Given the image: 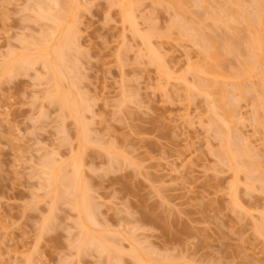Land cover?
Segmentation results:
<instances>
[{
  "label": "rangeland",
  "instance_id": "obj_1",
  "mask_svg": "<svg viewBox=\"0 0 264 264\" xmlns=\"http://www.w3.org/2000/svg\"><path fill=\"white\" fill-rule=\"evenodd\" d=\"M35 1L38 0H0V66L7 60L9 52L25 53V50H32L34 45L48 37L49 34L45 31L52 29L53 23L37 20L39 5L46 0ZM63 1L68 0L60 2ZM82 1L84 5L81 4ZM152 1L146 0L143 6L139 5L141 9H138L142 12L138 10V22L141 35H147V39L151 36L150 41L160 49L166 64L176 68V73H173L176 78L173 76L175 79L169 83L165 82V78L162 80L163 75H159L156 64L155 67L149 63L150 58L146 55L142 38L134 36L128 27L124 28L120 11L116 7L112 8L111 0H79V7L84 10L79 7L76 9L80 18V33L75 40L78 46H72L73 53L69 52L72 56L69 59L72 62L74 59L71 64L76 65L74 68L71 65L74 71L71 70L69 77L73 76L76 86L74 94L77 95L76 91L80 89L78 95L82 93L79 96L82 99L80 112L82 116L86 115L83 118L88 131V144L83 147L76 135L75 122L71 118L64 119L58 105H52L50 99H47L53 87L41 65L26 68L17 76H11L12 78L3 77L0 71V264H137L129 253L126 254V251L133 250L128 246L130 243L136 244L135 250L141 259L152 264H264V237L257 235L260 222H264V184L256 182H264V127L261 129L255 123L258 115L262 114V118L264 117L256 105L260 92L256 90L259 98L256 100L257 96L254 97L253 91V95L249 93L244 98L240 94V98L232 93L234 90H227V95H236L235 100L238 97V101L234 100V108L238 105V109L235 108L236 115H243L244 118L243 123L237 120V123H229V129L236 125L233 132H229L240 135L243 133L241 136L244 139L241 138L245 141L249 139L247 143L251 145L253 152L252 157H247L245 161L260 167L262 165L254 159L260 155L259 160L263 164L262 170L253 166L255 172L249 178L256 177V180L251 183L248 179L251 187L255 183L251 190L245 184V173H241L245 177L240 174L242 178L239 177V183L234 184L236 180L228 167H225L226 164L222 165L221 160L217 159L216 153L222 148L215 135L218 132L213 133L215 124L211 122L214 124L211 128L208 123L209 104L203 96L201 98L197 93L194 95L189 90L185 91L183 82L177 83L183 76L191 85H197L188 71V59L193 62L202 60L201 47L197 48L199 45L196 46L179 35L182 27H179L181 32L176 30L178 27L171 29L176 24L172 26V23L177 18L179 20L175 14L181 17L183 12H179L182 15L177 14L178 7L177 10L174 8V2L159 5ZM198 1L200 0H188L189 4L185 2L191 7H188L191 14L187 11L185 14L190 17L184 18L183 15L180 18L185 23L184 27L188 30L189 24H193L195 27H190V30L201 31L197 35L201 37V44L210 42V46L216 45V51L218 45L223 56L230 48L228 53L234 52L233 54H226L223 59L220 56L226 76L229 75L227 83L233 86L232 89L235 88L234 82L229 81L232 74L231 81L243 83L245 88L249 83L243 77V82L234 77H238L236 73L239 77L243 76L240 75L244 74L241 71H246L247 65L252 67L248 62L254 64L257 61L256 56H250L248 51L251 46L249 35H252L255 28L252 30L251 27L252 31L247 32L246 28L250 24H244L239 12L241 6H244L242 9L247 8L244 13H249L254 21L257 5H254L253 0H244L247 4L242 3L240 8L236 6L234 9L226 0H201V6ZM36 4H39L38 7ZM221 6L229 7L225 10ZM218 8L223 14L222 18L231 13L230 16L235 20L227 23L231 17L226 16L221 22L224 27L218 22H212L214 19L212 16L208 18V15L217 10L214 14L219 16ZM257 13L261 14V10ZM253 21L252 24L257 23ZM41 34L46 35H43L45 39H42ZM202 36L207 40L202 39ZM248 42L249 45L246 44ZM238 49L242 53L238 54ZM261 68L264 69V65ZM76 72L78 76L74 78ZM70 80L69 78L68 81ZM68 81L69 89L65 82V91L71 89ZM87 96L88 100L82 98ZM230 100L231 105L233 100ZM225 105L227 107L226 103ZM262 108L264 111V105ZM257 110L259 113L256 116ZM185 112L190 114L193 126L185 124L187 121L182 116ZM194 120L200 122L196 121L195 124ZM235 137L232 135L234 144L237 139ZM238 140L236 141L240 142ZM240 145L243 146V142ZM232 147L236 149L238 145ZM254 151L259 155L254 157ZM114 156L115 161L111 160ZM50 159H58L55 162L57 165L64 162V166L68 168L64 170L67 177L72 174L70 163L75 160L80 162L86 191L92 195L93 203H98L94 205L100 209V212L98 207L95 209L97 219L101 225H110L109 230L106 228L107 238L119 247L122 246L125 251L122 250L126 252L120 260L115 255V263L112 260L109 262L107 254H97L94 250H89V253L87 250V254L78 253L75 244L78 229L74 227L77 214L72 207L73 203L69 197H64L66 194L58 196L60 198L56 201L55 194L44 184L43 172L46 167L42 164ZM245 161L243 159L244 163H249ZM256 168H259L258 173ZM236 184V198L241 206L235 208L231 196ZM261 227L264 228L262 225ZM111 238H118V241ZM153 260H157L156 263Z\"/></svg>",
  "mask_w": 264,
  "mask_h": 264
},
{
  "label": "bare ground",
  "instance_id": "obj_2",
  "mask_svg": "<svg viewBox=\"0 0 264 264\" xmlns=\"http://www.w3.org/2000/svg\"><path fill=\"white\" fill-rule=\"evenodd\" d=\"M39 1V0H38ZM38 1H35V2H38ZM43 1V0H42ZM60 1H62V0H46L42 5H41V3H40V5H39V8H38V10L36 9V7H34L35 9L34 10H37L38 12V19L37 20H41V21H39V22H42V21H48V22H51V23H53L52 25H53V27H52V29H48L49 31H50V33H49V31L47 30V31H45L46 32V34H47V32H48V37H45L46 35H44V34H41L42 35V39H45V40H43V42H41V43H37L38 45H34L32 48V50H30L29 48H28V50L29 51H27V50H25V53H22V54H17V52H9V54L7 55V60H4V62L2 63V65L0 66V71H1V74L3 75V77L5 76V78L8 76H17L18 75V73L20 74L21 72H22V70L24 71L26 68H31V67H36V66H38V65H41V69H43L44 71H45V73L44 74H47L48 76H49V83L50 84H52V87H53V90H52V92H50L47 96H48V98H47V96H46V98L47 99H50V101H51V103H53L52 105H54V103L55 104H57L58 105V109H60V112L63 114L62 116H63V118L65 119V118H71L74 122H75V125H76V127H77V133H76V135H77V137H78V139H79V143H80V145L83 147L84 145H86V144H88V140H87V130H86V126H85V124H84V118L83 117H85V116H82V113L80 112V109H81V101H82V99H80V95L82 94H80V95H78V91H80V90H78V91H76V94L77 95H75L74 94V89L76 90V86H74V81L72 80L73 79V76H71V77H69V75L71 74V70H73V68L74 67H76V65L75 66H73L72 64H73V62H74V59H73V62L69 59L70 57H71V59H72V56H70L69 54V52H71V54L73 53L72 51H73V49H72V46H75V47H77L78 46V43H76L75 42V40H76V38L78 39V37H77V34H79L80 32H78L79 31V29H80V27H79V19L80 18H78V12L76 11V9L80 6V2H79V0H68L67 2H65V1H63L64 2V4H63V2H60ZM81 1V0H80ZM110 1V0H109ZM140 1H142V0H111V5H112V8H117V9H119V13H120V15H121V23L123 24V26H124V28H126L127 29V27H128V30H131V33L134 35V36H139V37H141L142 38V40H143V44H144V49H145V51H146V55H147V57H148V59H149V63H151V64H153V66H155L154 64H156V68H157V70H159L158 72H160V76L161 75H163L162 76V80L165 78V82H173V78L176 76H174L173 75V73H176V71L174 70V68H172V67H170L168 64H166V62L164 61V57H163V54L161 55V53H160V49H157L156 47H154L155 45H153L152 43V41H150L151 40V36L147 39V35H145L144 34V36L145 37H143L142 35H141V27H140V23L138 22V19L140 18V17H138L139 16V14H137L140 10L139 9H141V8H139V5H140V7L141 6H143L144 4H143V2H145V1H142V4H141V2ZM150 1V0H149ZM152 1V0H151ZM155 3H154V2ZM152 1V3L153 4H159V5H161L160 3H162V5H164V4H171V3H175L173 6H175L174 8H176V7H178V10H177V8H176V10H177V14H180L181 12H183V15H185V17L182 15V14H180V15H182L184 18H186V17H188L190 14H191V12L190 11H188V9L190 8L191 9V7H189V6H187V4L185 3L186 1L188 2V0H178L177 2H179V3H177V2H175V0H153ZM185 1V2H184ZM195 1H197V0H195ZM201 1V0H200ZM200 1H198L197 3H200ZM226 1H229V3H231V5L232 6H234V9L236 8V6L237 7H239V6H241L242 5V3H243V5L244 4H247V3H245L244 2V0H226ZM247 1V0H246ZM250 1V0H249ZM40 2V1H39ZM84 1H82L81 2V4L83 3ZM166 2V3H165ZM168 2V3H167ZM170 2V3H169ZM193 2H194V0H193ZM202 2V1H201ZM209 2V1H208ZM253 2H254V5H257V11L259 12L260 10H261V14H259V13H257V11H256V8H255V6L253 5V7L255 8V13L257 14V16H255L254 15V21L256 20L257 21V23L255 24V23H253L252 24V21H253V17H251V15L249 16L248 14L249 13H246L247 12V8H245V9H242V8H244V6H241V11L239 12L240 14H241V16H243V17H241V19L243 18V20H244V24L246 23V25H248V24H250V27H249V25L247 26L248 28H250V29H248V28H246L247 29V32H248V30H249V32H251L254 28V31H252L251 33H252V35L250 34V33H248V34H250L249 36L251 37V38H249L250 40V42H251V46H249L248 48L250 49V50H248L249 51V53L251 54L250 56H252V55H254V56H256V59H257V61H254L255 63L252 65L251 64V62H248L247 61V59L245 60V63H247L248 62V64H250L252 67L251 68H249L248 67V65L246 66V71H241V72H244V74L242 73V74H240V75H243V76H240L239 77V75H238V73H236V75L238 76V77H234V78H236L235 80H237V81H239V79L242 81V79L248 84V85H250L249 87H250V89L248 88V85L246 84V83H244V84H246L247 86V88L245 89L244 87H243V83L240 85L239 84V82H237V84L235 83V81H231L232 79H233V75L231 74V80H229L230 82H234V84H235V88H233L232 89V85L230 86V84H228L227 83V81H228V79H229V75H227L226 76V71H225V68L223 67V63H221L222 62V60H220V56H222V58L221 59H223V57H225V55L226 54H233V53H228L229 52V49H228V51H227V53L223 56V52H220L219 51V49L220 48H218V45H217V51H216V45L214 46V45H212V46H210V42L207 44V42H203L204 43V45L203 44H201V37L200 36H197L198 34L200 35V32L199 31H194L193 30V32H192V30H190V27H192L193 26V24H192V26H190V24H189V26L187 27V29L188 30H190L188 33H186L188 30H186V27H184L185 26V23L184 22H182L181 21V17L179 16V15H176L175 14V17H179V20H178V18H177V20L174 22V23H172V26H173V28H171V29H174V28H177L176 30H178L179 31V27L181 28V30H182V33H179V35L182 37H184V39H188V40H190L189 42H192V44H194V45H196V46H198L197 48H199V47H201L200 48V52L202 53V60H199V61H196V62H193V60L191 61V59H188V66H187V68H188V71L192 74V76L194 77V79H193V81H196V83H197V85H195V83L194 84H192V85H194V87L191 85V83H189L187 80H186V78H182V77H180V80H178L177 81V83H181V82H183L184 83V85L186 86V88H185V91L187 90V92H188V90H189V92H190V94H194V95H197V96H203L204 97V99L206 100V103L207 104H209V105H207V112H208V114L207 115H209L208 116V118H209V122L208 123H210L211 124V128H213L214 126V129L216 130H214L213 131V133L214 132H218V134L216 133L215 135H217V137L219 138V141L221 142H219L220 144H221V148H222V150L220 149V151H218V153L220 154V155H218V153H216L217 155L216 156H218L217 157V159L218 160H221L220 161V163L222 164H226L225 165V167L228 169V171H230L231 173H232V175H233V178H235V180L236 181H234V184L235 183H239V177L242 175V174H244V175H242V176H244L246 179L245 180H247V182H248V179H249V181L252 183V181L254 182V180H256V177H252V179L251 178H249V177H251L252 175L251 174H254V172H255V168L253 167V166H255V165H252L248 160H246L247 162H249V163H244L243 162V159H244V161H245V159H247V157L248 158H250V157H252L251 155V153L253 152V149L250 147L251 145H249L248 143H247V141L249 140V139H247L246 141L245 140H243L244 138L242 137L243 136V133L240 135V134H231L232 132H233V129H235L236 127V125L234 126H232L233 127V129H229V127H231L230 126V124L229 123H231L232 121H234V122H236L237 123V121H242L241 123H243V115H239V114H237L236 115V110H235V108H237L238 109V105H237V107H235L234 108V106H236L235 105V102H234V100H235V98L234 97H236V95H238L240 98H241V95L240 94H243V97L244 98H247L248 97V95H249V93L250 94H255L254 95V97H256L257 96V94L260 92L261 93V95H260V93L258 94V96L260 97V99L258 98V96H257V98H256V100H258L257 102H256V105L258 106V108L257 109H261L259 112L261 113V112H263V115H264V111H263V105H264V100H261V98L262 99H264L263 97L264 96H262V95H264V92H262V91H264V69L263 68H261L262 67V65H264L263 64V60H264V20H262L263 18H264V15H263V13H264V0H253ZM177 3V4H176ZM184 3H185V5H184ZM197 3H195V4H197ZM207 3V2H206ZM225 3V2H224ZM228 3V2H227ZM251 3V2H250ZM256 3V4H255ZM181 4V5H180ZM188 4H189V2H188ZM208 4V3H207ZM206 4V5H207ZM38 5L36 4V6L38 7ZM83 5H84V3H83ZM168 5V6H169ZM177 5V6H176ZM181 6V8H179V6ZM182 5H184V6H182ZM198 5V4H197ZM205 5V6H206ZM229 5V4H228ZM250 5V4H249ZM251 5H252V3H251ZM250 5V6H251ZM263 5V6H262ZM173 6H170V7H173ZM187 8H186V7ZM199 6H201V3H200V5ZM204 6V5H203ZM83 7V6H82ZM85 7V6H84ZM183 7V8H182ZM189 7V8H188ZM228 7L229 6H226V8L224 7L223 8V6H221V8H223V9H228ZM247 7V6H246ZM80 8V7H79ZM85 8H87V7H85ZM139 8V9H138ZM220 8V9H221ZM240 8V7H239ZM56 9V11H54ZM80 9H83L84 10V8H80ZM182 9H183V11H182ZM231 9H232V7H231ZM234 9H232V10H234ZM259 9V10H258ZM79 10V9H78ZM139 10V11H138ZM174 11H176L175 9H173ZM184 10H186L185 12H184ZM218 10H219V8H218ZM224 10V11H225ZM237 10V9H236ZM246 10V14L244 13V11ZM81 11L82 10H80V13H81ZM187 11L188 12H190V13H188L189 15H186L187 14ZM217 11V10H216ZM215 11V12H216ZM224 11H223V13H224ZM262 11H263V13H262ZM35 12V11H34ZM140 12H142V11H140ZM180 12V13H179ZM215 12H213V14L212 15H208L209 17L208 18H210V16H212V18L214 19V20H212V22H218V23H220L221 24V22L223 21V18H225L226 16H227V18L228 17H231L230 16V14H228L227 13V15H225V17L223 16V18L221 17V15H223L222 14V12H220V10L218 11V12H220L219 13V16L218 15H216V14H214ZM228 12H229V10H228ZM36 13V12H35ZM77 13V14H76ZM79 13V14H80ZM186 13V14H185ZM239 13H238V16H240L239 15ZM244 13V14H243ZM251 13V12H250ZM141 14V13H140ZM208 14V13H207ZM210 14V13H209ZM218 14V13H217ZM138 15V16H137ZM247 15V16H246ZM262 15H263V17H262ZM143 15H141V17H142ZM215 16V17H214ZM237 16V17H238ZM190 17V16H189ZM206 17H207V15H206ZM252 18L251 19V22H250V18ZM257 17V18H256ZM181 18V19H180ZM227 18H226V21H227ZM240 18V17H239ZM142 19V18H141ZM140 19V20H141ZM230 19V20H229ZM228 19V22L227 23H229V21H231L232 19L233 20H235L234 19V17H231V18H229ZM238 19V18H237ZM139 20V21H140ZM210 20V19H209ZM178 21V22H177ZM198 21V20H197ZM238 21V20H237ZM242 21V20H241ZM246 21V22H245ZM253 21V22H254ZM255 21V22H256ZM180 22V23H179ZM193 22V21H192ZM43 23V22H42ZM178 23H179V26H178ZM194 23V22H193ZM226 23V22H225ZM224 23V24H225ZM232 23H235V22H233L232 21ZM145 24V23H144ZM181 24H183V25H181ZM197 24V23H196ZM200 24V23H199ZM199 24L198 25H196V28H197V26H199ZM238 24V23H237ZM49 25V24H48ZM177 25V26H176ZM187 25H188V23H187ZM223 27H224V25L223 24H221ZM201 26V25H200ZM204 26V25H203ZM239 26H240V24H239ZM195 26H193L192 28H194ZM221 27V26H220ZM226 27V26H225ZM251 27H252V30H251ZM227 28V27H226ZM198 29V28H197ZM201 30H204L203 28H200ZM245 29V28H244ZM125 31H127V30H125ZM206 31V30H205ZM44 32V33H45ZM179 32H181V31H179ZM253 32H254V35H253ZM181 34H183V35H181ZM185 34V35H184ZM196 34V35H195ZM43 35H44V37L45 38H43ZM188 35V36H187ZM149 36V35H148ZM248 36V37H249ZM253 36V37H252ZM135 37V38H136ZM180 37V38H181ZM48 38V39H47ZM80 38V37H79ZM140 38V39H141ZM38 39V38H37ZM42 39L40 40V41H42ZM139 39V40H140ZM202 39H205L204 38V36H202ZM205 40H207V39H205ZM205 40H202V41H205ZM248 40V39H247ZM36 41V40H35ZM78 41V40H77ZM33 42H34V40H33ZM37 42V41H36ZM36 42H35V44H36ZM250 42H248V43H246V44H248L249 45V43ZM80 43V42H79ZM223 43V42H222ZM28 44H30V43H28ZM212 44V43H211ZM216 44V43H215ZM32 45V44H31ZM207 45V46H206ZM220 45V44H219ZM222 45V44H221ZM224 45V44H223ZM222 45V46H223ZM25 47V46H24ZM142 47H143V45H142ZM212 47V48H211ZM215 47V48H214ZM211 48V49H210ZM214 48V49H213ZM237 48V47H236ZM247 48V47H246ZM221 49H223V48H221ZM21 50H22V48H21ZM72 50V51H71ZM77 50V49H76ZM141 50H143V49H141ZM78 51H80L79 50V48H78ZM77 51V52H78ZM226 51V50H225ZM252 51V52H251ZM21 52V51H20ZM19 52V53H20ZM24 52V51H23ZM31 52V53H30ZM76 51H74V53H75ZM238 54H240V53H242V50L240 51V49H238ZM16 53V54H15ZM76 54V53H75ZM80 54V53H79ZM144 54V53H143ZM235 54H237L236 52H235ZM234 54V55H235ZM237 54V55H238ZM77 55V54H76ZM140 56V55H139ZM241 56V55H240ZM246 56H248V55H246ZM254 56H253V58H254ZM247 58V57H246ZM252 58V59H253ZM249 59H250V57H249ZM148 61V60H147ZM250 61H251V59H250ZM71 62H72V64H71ZM193 62V63H192ZM148 63V64H149ZM245 63H243L244 65H246ZM151 64H149V65H151ZM70 65V66H69ZM73 66V68H72V66ZM249 65V66H250ZM261 66V67H260ZM69 67H71V68H69ZM245 67V66H244ZM260 68H261V71H258V69L260 70ZM35 69V68H34ZM172 69H173V72H172ZM176 69V68H175ZM245 69V68H244ZM77 70H78V68H77ZM76 70V71H77ZM250 70V71H249ZM21 71V72H20ZM43 71V72H44ZM74 71V70H73ZM72 71V72H73ZM175 71V72H174ZM187 71V70H186ZM249 71V72H248ZM79 72V71H78ZM185 73H187V75H188V72H185ZM2 75H0V76H2ZM72 75H73V73H72ZM76 75V77H74V78H77V72H76V74H74V76ZM190 75V74H189ZM236 75H234V76H236ZM14 76V77H15ZM46 76V75H45ZM174 76V77H173ZM191 76V77H192ZM243 77V78H242ZM12 78V77H11ZM69 78L72 80V82H73V85H71L70 83V81H68L69 80ZM176 78V77H175ZM174 78V79H175ZM182 78V79H181ZM188 78V77H187ZM239 78V79H238ZM40 79V78H39ZM46 80V79H45ZM75 80V79H74ZM172 80V81H171ZM67 81H68V83H69V85H71L70 86V90H68L69 88H68V84H67ZM77 81V80H76ZM76 81H75V83H76ZM175 81V80H174ZM66 82V83H65ZM243 82V81H242ZM64 83H65V85H66V88H68V89H66V90H68V91H65V87H64ZM258 83V84H257ZM167 84V83H166ZM226 84V85H225ZM227 84H228V87L230 86V88H228L227 87ZM164 85V84H163ZM167 85H169V84H167ZM238 85H240V86H238ZM259 85V86H258ZM77 86H79V85H77ZM160 86H162V85H160ZM256 86H258V87H256ZM190 87H193V88H190ZM237 87V88H236ZM242 87V88H241ZM259 87H261V89L259 88ZM164 88V87H163ZM77 89H79L78 87H77ZM193 89H194V93H193ZM245 91H244V90ZM196 90V91H195ZM227 90H228V92L229 91H233L232 93L234 94H236V95H234L233 96V94L232 93H228L229 95H227ZM236 90V91H235ZM256 90L258 91V93L256 92ZM74 91V92H73ZM237 91H238V94H237ZM251 91H253L252 93H251ZM81 92V91H80ZM83 93H85V92H83ZM197 93V94H196ZM219 93H220V95H219ZM263 93V94H262ZM86 94V93H85ZM84 94V95H85ZM190 94H188V95H190ZM232 96H231V95ZM245 94V95H244ZM246 94H248L247 95V97H246ZM252 94V95H253ZM88 95V94H87ZM165 95V94H164ZM216 95H219V96H216ZM251 95V96H252ZM83 96V95H82ZM227 96H229L230 97V99H229V97L227 98ZM191 97V96H190ZM203 97H201V98H203ZM45 98V99H46ZM83 99H86V98H88V96L87 97H82ZM90 98V97H89ZM189 98V97H188ZM238 98V97H237ZM237 98H236V100H237ZM240 98H239V100H240ZM224 99V100H223ZM86 100H88V99H86ZM228 100H230V101H232V102H230L231 103V105L233 104V106H231L230 104H229V101ZM235 100V101H236ZM255 100V101H256ZM85 101V100H84ZM223 101V102H222ZM238 101V100H237ZM261 101H263V102H260ZM91 102V101H90ZM259 102V103H258ZM83 103V102H82ZM86 103H88V102H86ZM225 103L227 104V107H226V105H225ZM258 103V104H257ZM85 104V103H84ZM237 104V103H236ZM254 104H255V102H254ZM259 104H261V106L259 105ZM56 105V106H57ZM226 107H224V106ZM91 107H92V105H91ZM230 107H232L231 109H229ZM259 107H261V108H259ZM89 108V107H88ZM232 109H234V110H232ZM88 111L89 110H91L90 108L89 109H87ZM93 110V109H92ZM84 111V110H83ZM234 111V112H233ZM238 111V110H237ZM90 112V111H89ZM93 112V111H92ZM240 112V111H239ZM258 110H257V112H255L256 113V116L258 115ZM85 113H87V112H85ZM235 113V114H234ZM238 113V112H237ZM90 114V113H89ZM241 114V113H240ZM88 115V114H87ZM262 114H260V115H258L257 117H256V125H258L257 127H260L261 129L264 127V117L262 118V116H261ZM183 116V119L185 120V121H187V122H185V124L186 123H188L189 125H191V126H193L194 124L192 123V119H191V117H190V114L188 113V112H185V114L184 115H182ZM261 116V117H260ZM93 118H94V116H92ZM91 117V118H92ZM211 118V119H210ZM226 118H227V120H226ZM182 119V118H181ZM183 120V121H184ZM198 120H200V119H198ZM228 120H230L229 122H228ZM237 120V121H236ZM261 120H263V121H261ZM195 121V120H194ZM197 121V120H196ZM196 121H195V124H196ZM197 122H200V121H197ZM211 122H213V123H211ZM234 122H232V123H234ZM231 123V124H232ZM202 124V123H201ZM204 124V123H203ZM238 124H240L239 122H238ZM74 125V126H75ZM188 125V126H189ZM214 125V126H213ZM217 125V126H216ZM263 125V126H262ZM89 126V125H88ZM196 126V125H195ZM194 126V127H195ZM219 126V127H218ZM221 126V127H220ZM223 126V127H222ZM217 127H218V129H217ZM224 127H226V128H224ZM235 127V128H234ZM89 128H91V127H89ZM192 128V127H191ZM209 128V127H208ZM225 130H224V129ZM221 129V130H220ZM228 131H227V130ZM65 130V129H64ZM208 130H211V129H208ZM218 130V131H217ZM223 130V131H222ZM229 130H230V132H231V130H232V132L230 133L229 132ZM76 131V130H75ZM239 131V130H238ZM236 132H237V130H236ZM235 133V132H234ZM237 133H239V132H237ZM65 135V134H64ZM90 135V134H89ZM232 135H233V137H235V135H236V137H235V139L236 140H238V141H240V142H237L236 140H235V143L236 144H234L233 143V141H234V139L232 138ZM238 135V136H237ZM66 136V135H65ZM231 136V137H230ZM91 137V136H90ZM243 139H242V138ZM221 138V139H220ZM90 139V138H89ZM230 139H231V143H230ZM67 140V139H66ZM242 140V141H241ZM90 142V141H89ZM100 142V141H99ZM243 142V146L242 145H240L241 143ZM249 142V141H248ZM95 143H96V141H95ZM94 143V144H95ZM240 143V144H239ZM90 144V143H89ZM96 144H98V143H96ZM100 144V143H99ZM102 144V143H101ZM245 144H248V145H245ZM233 145H238V148H236V149H233ZM239 146H242V148L240 147L239 148ZM253 146V145H252ZM232 147V148H231ZM85 148V147H84ZM256 148V147H255ZM257 149V148H256ZM82 150H84V149H82ZM81 150V151H82ZM237 150H239V151H236ZM241 150V151H240ZM258 151V150H257ZM257 151H254L255 153H254V157L255 156H257V155H259V153H257ZM107 152H109V151H107ZM112 153V152H111ZM74 154V153H73ZM113 154V153H112ZM257 154V155H256ZM56 155V154H55ZM58 155V154H57ZM47 156V155H46ZM76 156H77V154H76ZM75 156V157H76ZM113 156V155H112ZM116 156V155H115ZM115 156L114 157H112V159L111 160H114L115 159ZM214 156H215V153H214ZM260 156V155H259ZM259 156L258 157H255L254 159L256 160H254L256 163H260V165H262L263 166V164H261V160H259V159H261V158H259ZM48 157V156H47ZM241 157L243 158L242 160H241ZM246 157V158H245ZM46 158V157H45ZM44 158V159H45ZM84 158V157H83ZM258 158V159H257ZM43 159V160H44ZM59 159V158H58ZM57 159V160H58ZM57 160H46V161H44V164H42V165H44L43 167L45 168L44 169V172H43V175H44V184H45V186L52 192V193H54L55 195V200L57 201L58 200V198H60V197H58V196H61L62 194H66L67 196H64V195H62V196H64V197H69L68 199L73 203H71V202H69V203H71L73 206L72 207H74L73 209L75 210V214H77V215H75V216H77V221L76 222H74L75 224V226L74 227H77V229H78V235H77V241H76V243L75 244H77L76 245V247H77V249H78V253L79 254H81V253H85V254H87L86 252H87V250H88V253H89V250H94V252L96 251V253L98 254H102V255H106V256H109V257H107L108 259H109V262H110V260H112L113 261V263H115L114 262V259H115V255H117L118 257L116 258L117 260L119 259V258H121V256H124V254L126 253V254H130L131 255V257H133L134 258V260H135V262L137 263V264H152V262L150 263V262H147V261H144L143 259H141V257H139L138 255H137V253H138V251H136L135 250V245L136 244H134V243H130V245H128V246H130V247H132V249L133 250H131V251H126V252H124L125 250L123 249V248H121V247H119L118 245H116L114 242H112V241H110L109 240V238H107V233H106V231L108 232V230H109V227H110V225L108 224V226H107V224H106V226L105 227H103V225H105V224H103V225H101L100 224V221L97 219L98 217H96V215L95 214H97L96 213V211H95V209L98 207H96L94 204H96V203H93V199L91 198L92 197V195L90 196L89 194H88V192L86 191V186L84 185V183H83V178H82V174H81V172H82V165L80 164V162L79 161H73L72 163H70V166H69V168L71 167V170H72V174L70 175V176H68L67 177V175L65 176L64 175V170L67 168V167H65L64 166V162H62L63 164H60V165H57L56 163H57ZM72 160H73V158H72ZM71 160V161H72ZM116 160H118V158L116 159ZM240 160V161H239ZM257 160H258V162H257ZM115 161V160H114ZM245 161V162H246ZM253 161V162H254ZM56 162V163H55ZM66 162H68V161H66ZM241 162V163H240ZM42 163H43V161H42ZM113 163V162H112ZM255 163V164H256ZM222 164V165H223ZM244 164H247V165H250V167L249 166H247V165H244ZM252 165V166H251ZM68 166V165H67ZM262 166H260L259 167V165H257L256 164V166L255 167H259L260 168V170H262L261 169V167ZM85 167V166H84ZM86 168V167H85ZM259 168H256V172H257V170L259 169ZM68 169V168H67ZM86 170V169H85ZM42 171V170H41ZM66 171V170H65ZM252 172V173H251ZM259 172V171H258ZM257 172V173H258ZM242 173V174H241ZM264 173V172H263ZM241 174V175H240ZM256 176V175H255ZM242 177H240V179H241ZM244 180V181H245ZM259 180V179H258ZM85 182V181H84ZM245 183L246 185H247V187H250L251 188V190H253L252 189V187L254 186V184L255 183H253V184H251V185H253L252 187L250 186V182H248V183ZM256 182H260V183H262V185L264 184V182L263 181H257L256 180ZM239 185V184H238ZM233 187V186H232ZM232 187H231V191H232ZM237 184L236 185H234V188H233V191H232V196H231V198H232V200H233V203L236 205V206H234L235 208L238 206L239 207V205H240V203L237 201V198H236V196H238V193L237 192H235L236 190L238 191V189H237ZM264 185L262 186V189L264 190ZM61 188V190H59ZM89 188V187H88ZM87 188V189H88ZM236 188V189H235ZM250 188H248V189H250ZM235 189V190H234ZM59 191H60V193L61 194H59ZM62 191V192H61ZM237 193V194H236ZM51 194V193H50ZM59 194V195H58ZM49 195V194H48ZM52 195V197H53V194H51ZM61 196V197H62ZM63 197V198H64ZM63 198H61V199H63ZM51 199V198H50ZM96 201H98V200H96ZM62 202H60V204H61ZM64 203V202H63ZM239 203V204H238ZM57 204V203H56ZM98 204V203H97ZM96 204V205H97ZM100 205V204H99ZM241 206V205H240ZM57 207V206H56ZM53 208V207H52ZM242 208V207H241ZM98 210H99V212H100V209H99V207L97 208ZM96 209V210H97ZM54 210V209H53ZM98 212V213H99ZM100 217V216H99ZM262 218H264V215L262 216ZM103 221V220H102ZM107 221V220H106ZM103 222H105V221H103ZM108 223V222H107ZM261 223V224H260ZM259 224V226H258V234L257 235H259V234H261V235H263V237H264V228H262L261 227V225L264 227V222L263 221H261ZM45 227V226H44ZM100 228H102L101 230H98L97 231V229H100ZM103 228H104V230H103ZM106 228H108V230L106 229ZM111 228V227H110ZM257 227H255V229H256ZM106 229V230H105ZM99 231H102V232H99ZM110 234V233H109ZM115 234H117V233H115ZM113 236H117V235H113ZM109 237V236H108ZM119 237V236H118ZM122 238V237H121ZM117 239V241H118V238H116ZM116 239H112L111 238V240H116ZM133 240V239H132ZM135 241V240H134ZM75 242V241H74ZM120 242V241H119ZM136 243H137V240L135 241ZM118 244V243H117ZM119 245H121V244H119ZM139 246V245H138ZM75 247V246H74ZM137 247V246H136ZM124 251H123V250ZM140 252V251H139ZM143 253V252H142ZM145 253V252H144ZM151 253H152V251H151ZM154 254V253H153ZM148 256H150V255H148ZM114 257V258H113ZM131 257H129L130 259H131ZM144 258H145V256H144ZM116 260V262H118ZM120 260V259H119ZM147 260H149L148 258H147ZM111 261V262H112ZM122 261H123V259H122ZM152 261V260H151ZM154 261V260H153ZM156 261L157 260H155L154 262L156 263ZM159 262H161V261H159ZM158 262V263H159ZM112 264V263H111ZM116 264H118V263H116ZM121 264V263H120ZM154 264V263H153Z\"/></svg>",
  "mask_w": 264,
  "mask_h": 264
}]
</instances>
